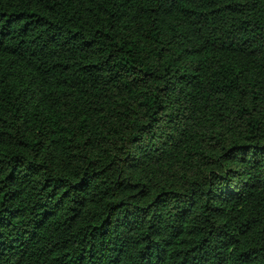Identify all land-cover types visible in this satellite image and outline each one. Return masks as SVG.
<instances>
[{"label":"trees","instance_id":"16d2710c","mask_svg":"<svg viewBox=\"0 0 264 264\" xmlns=\"http://www.w3.org/2000/svg\"><path fill=\"white\" fill-rule=\"evenodd\" d=\"M0 264H264V0H0Z\"/></svg>","mask_w":264,"mask_h":264}]
</instances>
